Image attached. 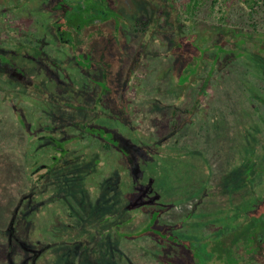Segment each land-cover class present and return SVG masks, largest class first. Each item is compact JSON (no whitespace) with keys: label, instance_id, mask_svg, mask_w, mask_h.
Wrapping results in <instances>:
<instances>
[{"label":"trees","instance_id":"trees-1","mask_svg":"<svg viewBox=\"0 0 264 264\" xmlns=\"http://www.w3.org/2000/svg\"><path fill=\"white\" fill-rule=\"evenodd\" d=\"M108 2L110 7L103 8L101 0H0V35L15 26L2 17L17 20L25 3L34 23L23 37L8 33L0 38V60L14 57L11 65L19 61L32 81L31 90L15 76L0 81V111L5 105L16 117L13 111L0 114V148L7 150L5 160L11 158L8 173L0 176V264H72L75 259L90 264L93 256L95 264H183L174 258L178 252L173 254L180 249L190 264H264V234L256 228L257 220L264 225V189L253 187L259 184L253 183L256 167L251 164L257 157L264 159V91H259L256 76L241 75L238 62L239 56H255L253 70L264 67V0ZM144 2L150 11L142 13L143 19L135 17L141 41L126 71L116 77L113 66L124 59L126 35L119 7L126 8L129 19L141 15ZM94 17L98 25L91 22ZM161 20L172 24L181 43L148 51L153 32L163 28ZM200 21L221 33L216 38L201 34L196 41L199 34L191 32ZM56 26L70 30L67 42L58 38ZM98 26H105L102 43L109 48L100 49L97 57L92 53L101 47L99 40L82 49L73 36ZM186 43L193 50L171 66V54L181 56L180 46ZM112 57L114 65H103ZM155 57L165 63L159 72L150 67ZM139 72V94L131 99L128 89ZM58 80L70 89L59 87L56 93ZM39 82L46 97L32 93L42 90ZM114 82L118 94L112 98L107 89ZM227 83L238 99H231L234 92ZM30 93L40 103L30 120L38 127L35 142L21 124L27 113L14 102V97L21 103ZM221 99L228 108L235 103L233 127L220 112ZM240 119L245 121L240 124ZM210 153L230 160L215 183L222 201L204 210L200 204L206 195L202 189L209 184ZM179 165H189L184 175H199V189L187 179L180 185L184 176ZM152 166L157 181L149 178ZM140 169L148 172L137 180ZM256 170L263 174L264 186V167ZM9 177L12 191L7 189ZM191 199L189 210L165 221L173 204ZM37 207L52 214L40 225L34 221ZM143 236H150L155 246L139 243ZM129 242L131 251L124 247Z\"/></svg>","mask_w":264,"mask_h":264},{"label":"rangeland","instance_id":"rangeland-1","mask_svg":"<svg viewBox=\"0 0 264 264\" xmlns=\"http://www.w3.org/2000/svg\"><path fill=\"white\" fill-rule=\"evenodd\" d=\"M107 2H108V0L107 1L106 0H101V3H102L101 5H102L103 8H109L110 7L109 2L108 3ZM119 3L122 4V5L124 4L122 1L119 2ZM26 6H27V4L25 3L24 7H26ZM148 7H149V4L147 2H144V4H143V8L144 9L141 12V15L136 16L135 14H132V16L129 19H127L128 12H127L126 8L125 7L122 8V6L119 7L121 9V10H119V12H121L122 15H123L122 16L121 29H122V32L123 31H124V33L126 32V35L122 38L123 43H122V47H121V50L125 53V55L123 57L124 59H122V62L119 61L121 63V65L119 63V64H117L115 66H113V65H114L115 61H117V60L115 59V61H114L113 57L111 59H104L103 60V62H105V63H103V65H105V66L113 64L112 65L113 66V71L115 72L114 74H115L116 77H119L121 75L120 73L126 71V69L128 67V63H130L129 61H131V58L132 59L134 58V55H135L136 50H137V44L139 43V41H141V36H142V31H140V29L138 28L137 21H136L135 17L137 18V20L140 19V18L143 19L144 18V14H142V13H145V15L147 16V13L150 11V9H148ZM28 13H25L23 16L21 15V17L17 18V20L16 19H11V18H9L7 16L2 17V18L4 20V23L8 22L12 26L15 25L16 29L20 32V31L27 30V29H29L30 27H32L34 25V23L31 22V17H30L31 15H28ZM138 14H140V12ZM98 21H99V19H97L96 17L92 18V20H91V22H93L94 25L95 24L98 25L97 24ZM161 23H162L161 26H163V28L161 30H157V31L153 32L154 35H152L151 40H150L151 47L150 48L148 47V49H147L148 51L155 52V51H158V50H165V49L170 48L171 44L176 45V44H179V42L181 43V40L179 38L177 39L176 34L171 29L172 28V24H170V23L166 24L165 20L164 21L161 20ZM107 25L113 26V23L109 22V23H107ZM104 28H105V26H98V27H95V28L90 29V30L81 31V33L76 34V35L73 36L74 41H75V43L80 44L82 49H85L87 46H90L93 41L95 42V40H99V44H100L101 47H98L97 49H99V50L98 51H94V53H92L93 55H96L98 57L103 52V51H101V53H100L99 52L100 49L104 50V49H108L109 48L108 44L102 43V40L105 41V39H106L105 38V30H104ZM187 31L190 33L189 30H187ZM191 33L194 34V35L195 34H199L198 36H196V41H197L199 38L203 37V36H201V34L204 35V34L212 33L211 37H213V35H214V38H216V36H218L221 33V30L216 33V28L215 27H214L213 30H210V26H207L206 24L203 23V21H200L196 25L194 32H191ZM224 34H225V32H224ZM191 46L190 45L188 46L187 43L182 45V46H180V47H182V51H183V54L181 56H179L178 54H176V55L171 54L170 60H169V63L171 64V66L174 65V64H177L180 61V59L183 58L184 55H186L185 54L186 52L187 53L188 52L191 53V51L193 50V46L192 47ZM228 47H230V45ZM90 52H91V50H90ZM115 54H114V58H115V56H117V54L116 55ZM13 58L11 56L10 57L7 56V58H2L0 60V69L5 71V72H3V74L0 75V81H2L1 79H4V77L8 78L9 76H15V77L18 78V80H20V78L23 80V84H24V87H25L24 89L31 90L32 81L29 78V76H26L29 70L28 69L24 70L26 67L21 65L20 62L17 61V60H16L17 63H15V65L12 66L10 61H13L14 60ZM152 59H154V58H152ZM254 60H258L257 57H255V56H247L246 57V55L244 57L243 56L242 57H240V56L238 57V62H239V65H240V71H242L241 75L244 76V73H245V75H247V76H250V75L256 76V79L258 80V81L257 80L256 81L259 84V85H257L259 87V91L263 92L264 91V67H261L262 68L261 72L257 71V70H253V69L256 68V67L253 66ZM95 62H98V63L101 64L102 63V59L99 60L97 58L95 60ZM152 62L153 63H150L151 64L150 67H152L153 69L157 68V72L160 71V69H161L160 67L162 65H165V63L163 62V58H159V57H155V59ZM22 72H24L26 74L23 75ZM29 74H30V72H29ZM140 74H142V72H139V73L135 74V77L133 78L132 87L130 86L129 89H128L129 96H130L131 99H133V97L135 95L139 94V89L136 87L135 83H136V77H139ZM94 76L95 77L100 76L99 72L95 71L94 72ZM109 76L111 77V75H109ZM260 78H261V80H260ZM22 80H21V82H22ZM3 81H5V79ZM58 82H59V80H58ZM110 82L113 83V81L111 79H110ZM118 82H119V86L123 85L122 80H118ZM0 84H2V83L0 82ZM38 84H40V87L42 88V90H39L38 88H36L37 90L32 91V93L33 94L37 93L38 95H41V97H44V96L46 97L47 95H49L48 92L46 91L45 86L42 84V82H39ZM6 86H9V85L7 84ZM6 86H5V88H6ZM230 86L231 85L229 83H227V90H229L231 92H234L235 89H229ZM57 87H58V89L55 90L56 93L60 92L61 89H63V88L70 89V86L64 84L63 81L59 82V86H57ZM5 88H3V90ZM108 88L109 89H107V91L110 90L109 93L113 92L110 95L113 96L112 98H114L118 94V92H116V88H117L116 82H114V84H112V85L110 84V86ZM120 89H121V87L119 88V91H120ZM223 90H224V88H223ZM6 92L10 93L11 92L10 88L6 89ZM213 92H211V93H213ZM238 92H239V94L241 96L242 93L239 90H238ZM0 93L3 94V91H1V88H0ZM32 93H30V98H27L26 100L22 101L21 103L19 102L20 101L19 98L17 99L16 97H14V102H17V105H18V107L20 109L22 108L21 110H22L23 113H27L29 118L27 116H24V121H22L21 124L22 125L24 124L23 127L26 129L25 133L29 132L28 133L29 134V136H28L29 140L35 142L36 140H34V134H35L36 129L38 127L36 125L32 124V121H30V120L32 118L31 117L32 113L34 114V112L37 111V109H39L40 103L39 102H34L32 100V98L33 99L38 98V97L35 98ZM214 93H216V91ZM45 94H47V95H45ZM222 97L224 98V100L229 98L228 96H222ZM205 99H207V97ZM231 99H233V101L235 99H238V97L235 94V92H234V94H232ZM55 100L57 102H59L60 97L58 95H56V99ZM80 106H82V104ZM4 108H5V110H4ZM220 109L222 110V111H220L221 113L223 112V113L226 114L225 118L228 121L227 124L229 125V127L230 126L233 127L234 125H236L235 124L236 123L235 120H233V114H232V110L235 109V103H233V106L228 108V107L225 106L224 101L221 99V108ZM12 111L13 110H11V109H7V107H5V105H2V111H0V114L12 115ZM154 116L155 117L156 116L159 117V120H160V116L159 115H156V113H155ZM12 117L13 118L15 117L14 111H13V116ZM155 117L152 118L153 122L156 121ZM131 118L132 117H129L130 121H132V122L135 121V120H132ZM162 118H163V116H162ZM15 119H16V117H15ZM146 119L150 123L149 119L148 118H146ZM240 121H241V119H240ZM244 121H241L240 124H242ZM136 123H139V120H137ZM163 123L167 124V122H163ZM160 130L162 132H164V129L162 127H160ZM234 130H236V129L233 128V131ZM23 142H25V141H23ZM209 149L212 152L213 149L212 148H209ZM11 153L14 154V152H11ZM11 153H9V154L12 155ZM6 156H8L7 150L5 148H0V160L3 159V161H5V165H3V161L2 160L0 161V165H1L0 167H2V168H0V176L3 173H4V175H6V173H8V166H9V163L11 162L10 161L11 158H6V160H5L4 157H6ZM209 156H210V163H211V165H210L211 166V172H210V170H208L210 172V175H209L210 178H208L209 184H208V186L206 185V188L202 189V191H204L206 193V195H205V197L201 198L202 201H201V204H200V208L204 209V210H211L215 206V204H217L219 201L220 202L222 201L220 195L217 193V187H216L215 183L220 180L221 176L225 172L224 170H226L227 162L230 160L229 156H222L221 155V157H217V155L212 154V153H210ZM155 159H156V161H158L157 158H155ZM151 164L154 165V164H156V162L154 163L152 161ZM196 164H198V163H194L193 165H196ZM199 164L201 166H205L203 164V162H202V164L201 163H199ZM206 164H207V162H206ZM251 164H252V167L255 166L256 169H258V167H264V159H262V157H257L255 159V161L252 162ZM184 166L183 165L182 166L179 165L178 168H177L179 170H182L181 171V176H184V177L181 178L180 185H184L185 184L184 182L187 179V180H189L190 183L193 182L195 184H198L197 189H199L200 188L199 187V183L201 181L199 175L196 172L190 173V171H189L188 175H184L183 174L184 170H185L186 174L188 173V170H186V168L188 166L187 165H184ZM154 168H155V166H152L150 168L149 172H148V169H147V172L149 173V178L152 179V180H154L153 176L155 175L154 174ZM256 169H254L253 172H252V173H255V178L253 180V183L255 185L259 184V186H253V187L262 190V189H264L263 184H261V182H263L262 181L263 174L256 173V171H257ZM166 170H167V168H166ZM208 171L206 170L205 173H208ZM147 172L143 173V170L140 169L137 172L138 173L137 180H139V178L141 176L143 177L145 174H147ZM0 179H3V178L1 177ZM11 179H12L11 177H9L7 179L8 180L7 181V184H8V188L7 189L9 191H12L13 189H15V188H13L14 182ZM154 181H157V179L155 178ZM164 182H165L164 179L161 180V183H164ZM158 191H159V189H158ZM163 193H164V189L161 188L160 189V194H159V197H158L159 199H160L161 194L163 196ZM193 199L196 201L197 197L196 198L194 197ZM254 201H253V203H255ZM191 203H192V199L189 202H187V203H176V204H173L172 208H171L172 210L170 212L164 213L165 214V216H164L165 221L171 222V221L175 220L176 217L180 214L181 211L189 210L191 208ZM36 210L37 211L39 210V211H38V214L35 216L34 221H35L36 224H39V225L44 221V219H46V218H48L49 216L52 215L50 212H46V210L42 209L41 207L40 208L37 207ZM256 228H257L258 234H261V233L264 234V225H262V223L258 222V220H257ZM150 239H151L150 236H147V237L143 236L141 239L138 240V242L141 243L142 245H144L145 247H149V246L150 247L151 246L154 247L155 245L152 244L153 241L150 240ZM124 247L127 249V251H131V249L134 247L133 246V242H129V243L125 244ZM0 249H1V245H0ZM167 252L170 254L169 251H167ZM176 252H178L177 254L174 255V258L176 260L182 261L183 264H187V263L190 264L191 263V258L188 256V254L183 249H180L179 251L178 250H174L173 254L176 253ZM164 253H165V251H164ZM165 254L167 255V253H165ZM90 260H88V262L90 264H95V263H93V260H94V262L96 261L94 259V256H93L92 259L90 258ZM77 262H78V260H76V259L72 260V264H75V263L77 264ZM147 262L148 263H152L151 259H147Z\"/></svg>","mask_w":264,"mask_h":264},{"label":"flooded vegetation","instance_id":"flooded-vegetation-1","mask_svg":"<svg viewBox=\"0 0 264 264\" xmlns=\"http://www.w3.org/2000/svg\"><path fill=\"white\" fill-rule=\"evenodd\" d=\"M21 10H22V12H20V13H22V15H24L25 13H26V8L25 7H22V8H20ZM16 21V20H15ZM18 25V24H17ZM19 26V25H18ZM14 28H16L15 26L13 27V28H11L10 30H7V31H2V35H0V38H4V37H6V34H10L12 37H14V38H16V39H18V38H20V37H23V33L22 32H25V31H18V30H15ZM66 28V27H65ZM24 30V29H23ZM55 31L57 32V36H58V38L59 39H61V41H64V42H67V40H68V36H69V33H68V35H67V31L68 30H63V27H61V26H59V27H57L56 26V28H55ZM68 32H70V30L68 31ZM5 35V36H4ZM10 35H8V36H10ZM10 36V37H11ZM2 41L0 40V43H1ZM22 42H24V41H22ZM25 44V43H24ZM23 50V49H22ZM24 53V50L22 51V54ZM23 56V55H22ZM40 167L41 168H43V167H45L44 165H40ZM39 169V168H38Z\"/></svg>","mask_w":264,"mask_h":264}]
</instances>
